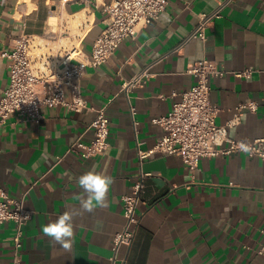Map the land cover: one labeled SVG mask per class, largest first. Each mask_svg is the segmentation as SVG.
<instances>
[{"label":"crops","instance_id":"crops-1","mask_svg":"<svg viewBox=\"0 0 264 264\" xmlns=\"http://www.w3.org/2000/svg\"><path fill=\"white\" fill-rule=\"evenodd\" d=\"M111 1L0 0V96L9 84L10 63L2 53L19 37H41L47 20L57 18L66 37L78 40L82 60L106 27L105 5ZM222 4L207 41H187L200 13ZM203 58L228 70L254 69L250 78H212V101L219 125L234 121L231 138L264 137V0H169L160 17L126 38L105 64L87 66L81 86L93 109L46 107L39 123L16 113L0 119V185L12 197L25 194V207L33 211L22 238L26 264H110L113 237L125 224L122 197L132 193L140 173L149 174L140 221L117 264H264L258 253L264 242L263 159L244 152L204 157L192 174L178 155L154 153L143 161L139 156L164 133L152 119L168 114L195 83L187 68ZM145 72L142 83L129 86ZM248 101L257 109L238 113ZM98 109L109 119V147L86 158L71 146L94 138L90 124ZM92 169L113 180L108 206L75 219L68 253L41 229L68 206L79 207L83 192L76 181ZM16 231L12 220L0 225V264L13 263Z\"/></svg>","mask_w":264,"mask_h":264},{"label":"built area","instance_id":"built-area-1","mask_svg":"<svg viewBox=\"0 0 264 264\" xmlns=\"http://www.w3.org/2000/svg\"><path fill=\"white\" fill-rule=\"evenodd\" d=\"M62 3H73L88 0H60ZM231 1V0H228ZM169 0H112L105 5L107 24L95 39L89 56L78 60L81 54L77 39L67 38L66 26L59 27V19L50 17L41 37L24 34L16 40L11 51H4L2 56L10 60L9 84L0 96V119L6 121L16 113L24 122L39 123L43 118L42 109L64 106L75 112L91 110L81 86V80L87 66L99 67L105 64L115 53L121 43L128 37H135L145 26L160 17L166 10ZM222 4L211 12L199 15V21L187 37V41L198 39L207 41V31L216 18L221 16ZM65 39L68 44L64 43ZM187 72L195 77V83L181 94L172 110L163 116L155 117L152 122L162 126L164 133L156 145L148 151H139L141 161L154 153L178 155L192 174L204 157L229 155L244 152L239 148L241 142L250 146V156L264 160V137L255 139H235L229 136V128L234 121L219 125L216 121L218 107L212 101L211 80L232 74L237 77L250 78L253 68L228 70L216 60L203 58L189 64ZM139 75L129 82L140 84L143 78ZM245 108L257 109L255 101L242 102L238 113ZM96 117L90 124L94 138L85 142L77 139L71 146L73 151H82L86 158L103 154L109 147V119L105 109H98ZM132 112L135 113L134 107ZM240 116V114H239ZM148 173H140L132 193L122 197L125 224L113 237L110 264H117L119 251L133 242L137 225L140 221L138 207L146 189ZM33 211L25 207V194L12 197L0 185V225L12 220L17 225L14 238V259L12 264H26L21 255L23 233L26 223L32 218ZM258 253L264 256V242ZM124 261V260H123Z\"/></svg>","mask_w":264,"mask_h":264},{"label":"clouds","instance_id":"clouds-1","mask_svg":"<svg viewBox=\"0 0 264 264\" xmlns=\"http://www.w3.org/2000/svg\"><path fill=\"white\" fill-rule=\"evenodd\" d=\"M241 151L249 152L250 146L241 142ZM83 195L79 197V207L68 206L54 221H50L41 229L44 236L50 238L54 245H59L65 252L71 253L74 243V221L85 213H93L97 208L108 206V193L113 183L110 176L94 169L80 175L76 181Z\"/></svg>","mask_w":264,"mask_h":264},{"label":"rangeland","instance_id":"rangeland-1","mask_svg":"<svg viewBox=\"0 0 264 264\" xmlns=\"http://www.w3.org/2000/svg\"><path fill=\"white\" fill-rule=\"evenodd\" d=\"M74 31H75V28H73L72 32H74ZM74 33H75V32H74ZM68 40H69V39H65V40H64V43H65V44H68Z\"/></svg>","mask_w":264,"mask_h":264},{"label":"bare ground","instance_id":"bare-ground-1","mask_svg":"<svg viewBox=\"0 0 264 264\" xmlns=\"http://www.w3.org/2000/svg\"><path fill=\"white\" fill-rule=\"evenodd\" d=\"M80 11V10H79ZM87 17V16H86ZM83 20V19H82ZM87 20V19H86ZM75 24V23H74Z\"/></svg>","mask_w":264,"mask_h":264}]
</instances>
